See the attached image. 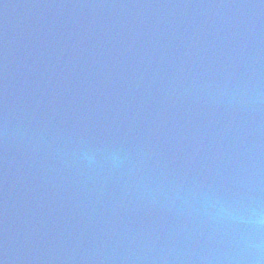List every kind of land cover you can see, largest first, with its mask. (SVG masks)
I'll return each mask as SVG.
<instances>
[{
	"label": "water",
	"instance_id": "water-1",
	"mask_svg": "<svg viewBox=\"0 0 264 264\" xmlns=\"http://www.w3.org/2000/svg\"><path fill=\"white\" fill-rule=\"evenodd\" d=\"M3 264H264V0H0Z\"/></svg>",
	"mask_w": 264,
	"mask_h": 264
},
{
	"label": "snow or ice",
	"instance_id": "snow-or-ice-1",
	"mask_svg": "<svg viewBox=\"0 0 264 264\" xmlns=\"http://www.w3.org/2000/svg\"><path fill=\"white\" fill-rule=\"evenodd\" d=\"M0 264H3V262H2V261H0Z\"/></svg>",
	"mask_w": 264,
	"mask_h": 264
}]
</instances>
